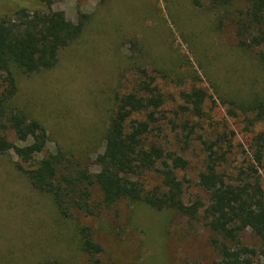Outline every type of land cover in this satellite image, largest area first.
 Returning a JSON list of instances; mask_svg holds the SVG:
<instances>
[{"label":"rangeland","instance_id":"1","mask_svg":"<svg viewBox=\"0 0 264 264\" xmlns=\"http://www.w3.org/2000/svg\"><path fill=\"white\" fill-rule=\"evenodd\" d=\"M20 4L0 0V16ZM52 9L57 19L89 17L80 37L60 50L55 67L17 78L15 104L42 125L47 137L37 157L69 150L97 174L115 97L143 79L144 70L165 97L166 119L155 123L160 128L153 131L154 139L187 161L177 173L184 181L185 204L199 200L205 206L207 196L198 185L201 139H218L231 173L250 155L248 142L264 131L253 112L239 108L253 100L264 103L258 49L240 47L234 32L246 0H56ZM192 88L208 94L200 119L181 109L187 106L183 93ZM171 120L195 125L187 144ZM17 162L12 151L0 155V264H94L80 248L79 224L89 226L102 247L98 264H211L219 256L200 218L202 207L197 218H189L174 209L122 200L100 206L94 215L74 212L62 218ZM144 178L155 182L157 172ZM93 193L91 202L97 205L101 195L97 189ZM242 242L257 250L263 244L249 230Z\"/></svg>","mask_w":264,"mask_h":264},{"label":"trees","instance_id":"2","mask_svg":"<svg viewBox=\"0 0 264 264\" xmlns=\"http://www.w3.org/2000/svg\"><path fill=\"white\" fill-rule=\"evenodd\" d=\"M27 1L21 0L0 16V155L14 152L17 167L34 189L51 198L62 218H70L74 212L94 215L100 206L122 200L155 210L174 209L189 218H197L202 207L200 218L211 230L219 255L211 264H264V131L248 142L250 155L231 173L225 169L227 153L220 151L218 139H201L203 169L198 185L207 196V204L199 200L185 204L184 181L177 173L185 169L187 161L154 139L153 131L160 128L155 123L166 119L165 97L144 70L143 79L115 97L104 150L97 158V174L78 163L69 150L57 149L37 157L44 151L47 137L42 125L15 104L17 78L55 67L60 50L80 37L89 16L80 14L76 22L57 19L52 9L56 0ZM246 3L247 9L235 22V37L240 47L258 49L264 69V0ZM183 94L187 106L181 109L200 119L206 90L192 88ZM239 108L253 112L254 119L264 124L263 102L253 100ZM229 113L235 114L233 110ZM137 115L143 119H136ZM171 124L181 129L177 134L187 144L195 125L188 120L182 124L171 120ZM151 171L157 172V180L145 182L144 176ZM93 189L101 195L97 205L91 202ZM247 230L263 242L261 250L242 242ZM76 234L81 250L98 264L102 247L94 241L91 228L79 224ZM42 264L58 262L46 260Z\"/></svg>","mask_w":264,"mask_h":264}]
</instances>
